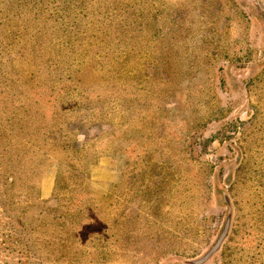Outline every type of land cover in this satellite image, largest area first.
Instances as JSON below:
<instances>
[{
  "label": "rangeland",
  "instance_id": "1",
  "mask_svg": "<svg viewBox=\"0 0 264 264\" xmlns=\"http://www.w3.org/2000/svg\"><path fill=\"white\" fill-rule=\"evenodd\" d=\"M0 264H264V0H0Z\"/></svg>",
  "mask_w": 264,
  "mask_h": 264
},
{
  "label": "water",
  "instance_id": "2",
  "mask_svg": "<svg viewBox=\"0 0 264 264\" xmlns=\"http://www.w3.org/2000/svg\"><path fill=\"white\" fill-rule=\"evenodd\" d=\"M226 233V230H224L223 234L220 236V239L218 240V243L216 244V247H212L202 258H198L197 260H195L196 263H200L203 262L206 258H208V256L211 254V252L214 251V248L219 247V244L221 243L222 239H223V235Z\"/></svg>",
  "mask_w": 264,
  "mask_h": 264
},
{
  "label": "flooded vegetation",
  "instance_id": "3",
  "mask_svg": "<svg viewBox=\"0 0 264 264\" xmlns=\"http://www.w3.org/2000/svg\"><path fill=\"white\" fill-rule=\"evenodd\" d=\"M230 217H231V216H230ZM217 243H218V242H217ZM217 243H216V244H217ZM216 244H215L213 247H216ZM220 244H221V243H220ZM220 244H219V246H220ZM216 250H217V248H214V251H216ZM214 251H213V252H214ZM213 252H211V254H213ZM211 254H210V255H211ZM210 255H209V256H210Z\"/></svg>",
  "mask_w": 264,
  "mask_h": 264
},
{
  "label": "trees",
  "instance_id": "4",
  "mask_svg": "<svg viewBox=\"0 0 264 264\" xmlns=\"http://www.w3.org/2000/svg\"><path fill=\"white\" fill-rule=\"evenodd\" d=\"M209 257V256H208ZM207 259V258H206Z\"/></svg>",
  "mask_w": 264,
  "mask_h": 264
}]
</instances>
